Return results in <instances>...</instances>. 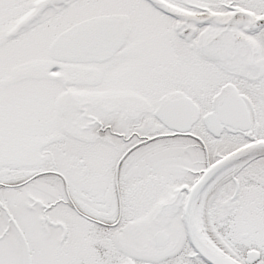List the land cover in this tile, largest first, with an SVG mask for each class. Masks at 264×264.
<instances>
[{
  "label": "snow or ice",
  "instance_id": "obj_1",
  "mask_svg": "<svg viewBox=\"0 0 264 264\" xmlns=\"http://www.w3.org/2000/svg\"><path fill=\"white\" fill-rule=\"evenodd\" d=\"M0 264H264V0H0Z\"/></svg>",
  "mask_w": 264,
  "mask_h": 264
}]
</instances>
